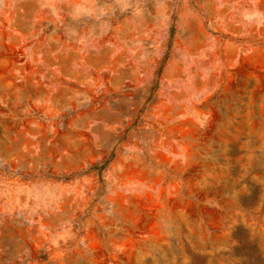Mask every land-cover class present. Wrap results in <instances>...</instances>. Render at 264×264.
<instances>
[{"label": "rangeland", "instance_id": "obj_1", "mask_svg": "<svg viewBox=\"0 0 264 264\" xmlns=\"http://www.w3.org/2000/svg\"><path fill=\"white\" fill-rule=\"evenodd\" d=\"M248 4L0 0V264H264Z\"/></svg>", "mask_w": 264, "mask_h": 264}, {"label": "clouds", "instance_id": "obj_2", "mask_svg": "<svg viewBox=\"0 0 264 264\" xmlns=\"http://www.w3.org/2000/svg\"><path fill=\"white\" fill-rule=\"evenodd\" d=\"M119 3H124L125 0H118ZM126 10L125 8L121 9ZM55 13V10H53ZM239 20L245 28L264 26V9L258 6V0H249V4L239 10Z\"/></svg>", "mask_w": 264, "mask_h": 264}, {"label": "trees", "instance_id": "obj_3", "mask_svg": "<svg viewBox=\"0 0 264 264\" xmlns=\"http://www.w3.org/2000/svg\"><path fill=\"white\" fill-rule=\"evenodd\" d=\"M247 241V239H246ZM257 259H259V256L256 257ZM252 257L251 256H247V258L244 260L243 264H250L252 261ZM252 264H257V263H252Z\"/></svg>", "mask_w": 264, "mask_h": 264}]
</instances>
